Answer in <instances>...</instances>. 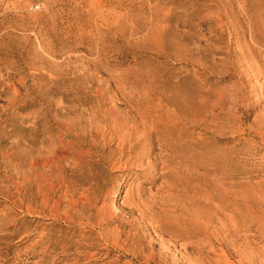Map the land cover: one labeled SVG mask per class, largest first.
Returning <instances> with one entry per match:
<instances>
[{
    "label": "rangeland",
    "instance_id": "1",
    "mask_svg": "<svg viewBox=\"0 0 264 264\" xmlns=\"http://www.w3.org/2000/svg\"><path fill=\"white\" fill-rule=\"evenodd\" d=\"M0 264H264V0H0Z\"/></svg>",
    "mask_w": 264,
    "mask_h": 264
},
{
    "label": "bare ground",
    "instance_id": "2",
    "mask_svg": "<svg viewBox=\"0 0 264 264\" xmlns=\"http://www.w3.org/2000/svg\"><path fill=\"white\" fill-rule=\"evenodd\" d=\"M88 199H89V198H88ZM56 200H57V199H56ZM81 200H83V199H81ZM73 201H74V200H73ZM86 201H87V203H88V200H86ZM91 201H92V199H91ZM43 202H44V201H43ZM55 202H56V201H55ZM81 202H82V201H81ZM83 202H85V201H83ZM83 202H82V203H83ZM89 203H92V202H89ZM59 205H60V204H59ZM89 205H90V204H89ZM93 205H94V204H93ZM95 206H96V205H95ZM64 207H65V206H64ZM66 207H67V206H66ZM66 207H65V208H66ZM71 207H72V206H71ZM84 209H85V208H84ZM66 210H67V209H66ZM89 210H90V208H89ZM93 210H95V209H93ZM93 210H92V211H93ZM107 210H108V209H107ZM62 211H63V209H62ZM69 211H70V210H69ZM67 214H68V213H67ZM89 214H90V213H89ZM89 214H88V215H89ZM64 216H65V215H64ZM69 216H71V215H69ZM65 217H66V219H67V216H65ZM87 217H88V216H87ZM87 217H86V218H87ZM89 218H90V217H89ZM108 218H109V217H108ZM108 218H107V219H108ZM98 221H99V220H98ZM106 222H107V221H106ZM205 225H206V224H205ZM119 228H120V227H119ZM205 228H206V227H205ZM113 229H114V228H113ZM113 229H112V230H113ZM212 229H213V228H212ZM109 230H110V229H109ZM114 230H115V229H114ZM103 232H104V231H103ZM109 232H110V231H109ZM207 232H208V231H207ZM101 233H102V231H101ZM106 233H107V231H106ZM116 233H117V232H116ZM214 233H215V232H214ZM118 234H119V233H118ZM118 234H117V235H118ZM107 235H108V234H107ZM110 235H111V234H110ZM115 235H116V234H115ZM117 235H116V236H117ZM113 236H114V235H113ZM119 236H120V234H119ZM111 237H112V236H111ZM109 239H110V238H109ZM117 240H118V238H117ZM112 241H113V240H112ZM42 253H44V252H42Z\"/></svg>",
    "mask_w": 264,
    "mask_h": 264
}]
</instances>
